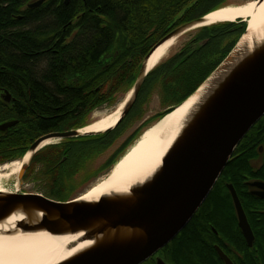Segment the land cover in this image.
Returning a JSON list of instances; mask_svg holds the SVG:
<instances>
[{"label":"trees","instance_id":"16d2710c","mask_svg":"<svg viewBox=\"0 0 264 264\" xmlns=\"http://www.w3.org/2000/svg\"><path fill=\"white\" fill-rule=\"evenodd\" d=\"M190 1L69 0L67 4L66 0H45L30 8L34 0H0V93L8 91L15 99L7 106L0 97L5 103L0 106V125L19 120L9 131H0V165L22 156L44 134L61 128L80 129L73 123L102 105L114 103L118 94L129 93L145 57ZM211 1L217 0H201L187 8L185 16L214 11L215 7L202 10ZM239 24L234 41L225 45L227 25L201 31L203 36H212L218 49L224 48L221 56H176L174 62L166 61L153 69L129 114L151 95L160 79L174 84L164 87L169 97L182 94L172 108L187 99L235 47L246 28V23ZM137 113L142 115L143 111ZM129 114L111 131L81 137V144L97 149L111 144ZM72 146L66 165L75 156ZM58 156L53 150L40 159L45 163L43 173L55 185L72 174V167L70 170L66 165L52 168ZM255 181L264 182V117L243 138L191 221L162 249L165 262L224 264L214 248L217 244L234 264H264V200L248 185ZM228 184L236 190L254 233L252 248L239 229Z\"/></svg>","mask_w":264,"mask_h":264},{"label":"water","instance_id":"95a60500","mask_svg":"<svg viewBox=\"0 0 264 264\" xmlns=\"http://www.w3.org/2000/svg\"><path fill=\"white\" fill-rule=\"evenodd\" d=\"M44 1L29 7L36 8ZM257 2L262 4L264 0ZM207 15L166 36L145 57L139 75L122 103L117 126L137 100L150 73L146 64L153 52L163 43L191 29L192 24L202 21ZM239 41L217 70L193 94L172 108L170 113L208 83L202 99L163 157L161 166L148 180L131 188L128 194L103 196L97 202L81 201L83 195L70 201H56L40 194L23 193L21 188L27 164L40 151L43 142L101 135L80 134V130L87 126L50 133L36 140L25 154L31 153V158L17 174L16 191L0 192V223L20 214L22 219L17 222L16 231L45 232L52 236L82 235L81 242L91 243L88 248L59 264H143L160 252L191 221L243 138L264 117V41L250 53L232 56ZM1 97L6 102L12 100L8 91H4ZM17 123L5 122L0 125V131H6ZM248 185L257 189L252 193L264 200V182L255 181ZM227 188L234 203L239 229L252 248L255 236L246 213L233 185L228 184ZM216 251L224 264H233L221 248L216 247ZM157 264L166 262L158 258Z\"/></svg>","mask_w":264,"mask_h":264},{"label":"bare ground","instance_id":"6f19581e","mask_svg":"<svg viewBox=\"0 0 264 264\" xmlns=\"http://www.w3.org/2000/svg\"><path fill=\"white\" fill-rule=\"evenodd\" d=\"M245 20L247 30L232 56H242L250 53L264 41V2L248 1L241 5H229L207 15L202 21L194 23L185 33L205 26L219 23H236ZM193 28V29H192ZM172 38L160 45L149 58L146 67L152 71L175 45ZM208 83L204 84L192 97L158 124L147 128L126 156L115 164L112 172L99 183L91 187L80 198L81 201L97 202L103 196L125 195L134 186L148 180L162 164V159L180 134L191 112L202 99ZM123 106L80 130V134H104L113 130L121 117ZM53 143V140L43 142L41 148ZM31 158L27 154L22 161L0 166V192H9L6 184L13 181L23 164ZM17 186V185H16ZM22 219L15 214L0 223V264H59L90 246V242H81L82 235L52 236L45 232L22 233L16 231L17 222ZM10 233V235H8Z\"/></svg>","mask_w":264,"mask_h":264},{"label":"rangeland","instance_id":"374dc122","mask_svg":"<svg viewBox=\"0 0 264 264\" xmlns=\"http://www.w3.org/2000/svg\"><path fill=\"white\" fill-rule=\"evenodd\" d=\"M36 1L38 0H34V2ZM248 1L252 0H229L224 6L241 5ZM216 4H218V2L209 3L208 5L203 6V8L213 7ZM198 15V13H196L195 15L192 14L187 17V20H189V18H194ZM193 34L194 32L181 36L176 41L175 45L170 49V53H174L181 49L184 44L191 39V36ZM233 41L234 38H226L223 43L229 44ZM230 53L228 54V56L230 55ZM171 57L173 56H165L166 59H169ZM211 61H213L212 58ZM217 68L215 70H217ZM160 81L161 83L163 82L161 79ZM161 83H156L154 87L155 90L151 93V95L146 98L145 101L141 100V103L138 108H136L134 111H132V113L129 114V116L124 121L123 125L119 128V130H117V133L115 135V141H113L111 144H106L102 148L98 149L89 148V146H84V144H81L83 142V140L80 139L81 137L73 138V140H71V145L74 146L72 147L74 148L75 156H73V158L71 159L72 161L70 160V164L66 165V167H69L70 170L72 167V174H67L68 177L64 178L62 182L58 183V185H55V183H53L51 180H49V178H47V176H45V174L43 173L45 167L44 165L42 173H38L39 171H37L38 169L36 168V162H34V165L31 163L33 161L32 158V160L27 164V167L30 166L31 169L28 172L26 178L23 180L24 185L21 188V192L40 194L56 201H62L59 199H63V201H70L82 196L91 187L99 183L101 180L105 179L111 172L114 165L124 155L127 154L130 148L140 138L142 133L147 128L160 121L164 117L165 112L168 109L172 108V106L175 104V101L181 98V93L172 98L169 97L167 92H164L165 86L171 87L174 86V84L172 85L168 82H163V84ZM193 83L194 82H191V84ZM127 96V92L118 94L114 103L109 105L105 104L101 107H98L97 109L89 113L87 116H85L83 119L76 121L73 124H75L76 126H81L79 128H83L94 123L100 117L114 112L119 105L124 103ZM140 109L141 111H143L142 115L141 113H137ZM75 125L73 126L75 127ZM59 142V140H54L51 145L57 144ZM25 154L26 151L22 156H19L17 159H13L14 162L21 161ZM112 157L113 159H111ZM17 182L18 179L16 176L13 181H10L6 184V188L10 192H15L16 188H18L16 186Z\"/></svg>","mask_w":264,"mask_h":264},{"label":"flooded vegetation","instance_id":"af4514ba","mask_svg":"<svg viewBox=\"0 0 264 264\" xmlns=\"http://www.w3.org/2000/svg\"><path fill=\"white\" fill-rule=\"evenodd\" d=\"M38 1H40V0H38ZM38 1H36V2H38ZM84 1H86V0H84ZM201 0H191L190 1V3H189V5H187V6H183L182 7V9L180 10V11H178L177 12V14H176V17L174 18V20L171 22V24H170V31L165 35V36H163L162 38H160L155 44H154V46H153V48L161 41V40H163L166 36H168L169 34H171L172 32H174L175 30H177L178 28H180V27H182V26H184V25H186V24H188V23H190V22H192V21H195V20H197V19H199V18H201V17H203V16H196V17H194V18H192V19H189V20H187L188 18H187V16H185V14H184V11L187 9V8H190L191 6H194V4L196 5V4H198L199 2H200ZM229 0H217V1H214V2H218V4H216V5H214L213 7H205V8H203L202 10H209V9H211V8H214L215 10H217V9H221V8H224V7H226V6H224V5H226L227 3L226 2H228ZM68 2H69V0H66V3L68 4ZM35 3V2H34ZM209 3H213L212 1L211 2H208L206 5H208ZM220 3V4H219ZM33 4V3H32ZM229 6V5H228ZM214 10V11H215ZM211 13V12H210ZM207 14H209V13H207ZM207 14H205V15H207ZM204 15V16H205ZM241 22H244L243 20H238L236 23H219V24H216V25H213V26H205V27H201V28H196V29H194V30H191V31H189V32H187V33H185V34H191L192 32H194V34L191 36V39L189 40V41H187V43H185L184 44V46L181 48V49H179L178 51H176V52H174V53H170V51H169V53L166 55V57L167 56H173V57H171V58H169V59H166V58H163V60L158 64V65H160L161 63H163V62H166V60L167 61H172V62H174V60H176V56H190V57H193V56H221L222 55V52H224V48H222V49H218L217 48V46L216 45H214V44H212L213 43V41H212V36H210V37H208V35H204L203 36V34H201V31L204 29V28H211V27H214V26H220V25H227V30H226V36L224 37V40L227 38H231V39H233L234 38V36H235V34L236 33H234V31H236V30H239V28L241 27L240 26V24L239 23H241ZM245 23V22H244ZM229 24H235L236 26H234V25H231V26H228ZM239 24V25H238ZM184 34V35H185ZM179 37V36H178ZM177 37V38H178ZM176 38V40L175 41H177L178 39ZM223 40V41H224ZM223 43V42H222ZM227 44V43H226ZM223 45H225V44H223ZM153 48H151V50L153 49ZM151 50H150V52H151ZM149 52V53H150ZM148 53V54H149ZM189 57V58H190ZM166 59V60H165ZM178 64V63H177ZM176 64V65H177ZM3 93V92H2ZM2 93H0V97L2 96ZM1 99H2V97H1ZM3 101H5L4 99H2ZM12 101H15V99H12L10 102H8V104H6L7 106L12 102ZM6 102V101H5ZM3 102L1 101L0 102V106L2 105V106H4L3 104H5V103H3ZM7 103V102H6ZM11 121H17V122H19V120H9V121H7V122H11ZM18 124V123H17ZM16 124V125H17ZM16 125H14V126H16ZM13 126V127H14ZM13 127H11V128H9L8 130H6V131H3V132H7V131H9L10 129H12ZM69 130H74V129H67V128H61V130H57V131H53V132H49V133H47V134H50V133H54V132H66V131H69ZM47 134H44V135H42L41 137H43V136H45V135H47ZM41 137H39V138H41ZM38 138V139H39ZM37 139V140H38ZM60 142L59 143H57V144H54V145H48V146H44L43 148H41L40 149V151L39 152H37L35 155H39L38 156V158H37V161H35L36 163V168L38 169L37 171H39L38 173H42V170H43V165L45 164V163H42V160H40L41 159V157H43V156H45V157H47L49 154H50V152H52L53 150L55 151V150H57L58 152H59V156L57 157V160H54V162L52 163V168L54 169V170H57L58 168H64V166L66 165V163L68 162V159H69V156H70V150H71V141L70 140H68V139H65V140H59ZM31 147V145L30 146H28V148H27V150H26V153L28 152V150H29V148ZM262 148H260V151L262 152ZM46 154V155H45ZM9 161L8 162H11V161H13V157H11L10 159H8ZM33 165H34V162L32 161L31 162ZM30 169H31V167L30 166H28L27 167V169H26V172H25V174H24V178H23V180L26 178V176H27V174H28V172L30 171ZM252 189V191H256L257 189H255V188H251ZM214 230V229H213ZM214 232L216 233V231L214 230ZM216 247H219L217 244L216 245H214V248H215V250H216ZM220 248V247H219ZM164 249V248H163ZM222 250V249H221ZM162 251V250H161ZM161 251L160 252H158L156 255H154L153 257H151L150 259H148L147 261H153V262H155V264H157V259L158 258H161V259H163V257H162V255H161ZM223 251V250H222ZM217 252V251H216ZM224 252V251H223ZM225 253V252H224ZM226 254V253H225ZM227 255V254H226ZM228 256V255H227ZM164 260V259H163ZM231 260V259H230ZM146 261V262H147ZM165 261V260H164ZM232 261V260H231ZM233 262V261H232ZM145 263V262H144ZM143 263V264H144ZM167 264V263H166ZM234 264V263H233Z\"/></svg>","mask_w":264,"mask_h":264}]
</instances>
